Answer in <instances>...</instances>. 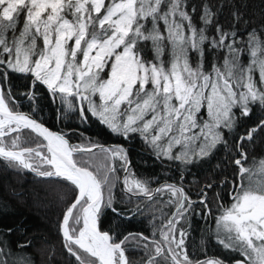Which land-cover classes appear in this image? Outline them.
<instances>
[{
	"label": "snow or ice",
	"instance_id": "obj_1",
	"mask_svg": "<svg viewBox=\"0 0 264 264\" xmlns=\"http://www.w3.org/2000/svg\"><path fill=\"white\" fill-rule=\"evenodd\" d=\"M231 6L238 22L243 13ZM219 9L203 0L197 22L189 0H0V160L71 189L70 203L61 196L67 206L58 230L75 264H264V156L250 161L245 147L257 137L264 142V25L243 38L218 22ZM219 51L222 60L206 67L207 55ZM17 76L23 91L14 93ZM40 88L59 102L62 116L84 123L95 117L116 136L139 138L155 159L178 170L227 150L235 130L231 163L238 179L230 203L217 193L214 215L207 196L213 183L193 200L180 182L183 173L173 183L137 176L123 145L72 144L33 115L44 99ZM18 97L29 100V112L20 110ZM254 113L258 118L246 125ZM141 198L161 203L160 214H152L149 235L126 233L125 224L144 213L138 203L129 207ZM196 204L213 217L216 242L239 259L190 256L189 231L181 225ZM167 207L174 211L165 218ZM30 246L14 251L0 238V264H35L23 252ZM136 250L144 258L132 262L127 253Z\"/></svg>",
	"mask_w": 264,
	"mask_h": 264
},
{
	"label": "trees",
	"instance_id": "obj_2",
	"mask_svg": "<svg viewBox=\"0 0 264 264\" xmlns=\"http://www.w3.org/2000/svg\"><path fill=\"white\" fill-rule=\"evenodd\" d=\"M202 2L203 0H189V5H196L198 9L193 16L194 21L198 22L199 6ZM209 3L214 5V10H218L221 4L224 5L222 9H219L218 22L226 30H231L235 26L243 38L247 37L253 27L259 28L264 25V0H209ZM233 4L243 13L242 19L238 22L232 15L235 10L231 6ZM244 4L247 5L246 8L241 7ZM245 21L248 23L246 24ZM214 31L213 28L210 34H213ZM223 56L222 51L208 54L206 67L211 64L214 58L222 60ZM242 60L245 64L248 63L247 54L242 57ZM23 84L22 78L19 76L14 78L12 80L13 92L23 91ZM39 91L44 94V99L40 101L39 108L33 115L48 127L67 133L72 144L112 143L110 146L123 145L130 149L132 169L137 176L158 178L160 183L165 181L173 183L179 181L178 172L183 173L185 179L180 182L183 183L185 190L193 200L200 198V192L205 183H213V187L207 191V196L212 202L214 215H218L216 212L217 193L225 205L230 203L235 187L233 181L238 179L234 175L236 169L231 163L233 157L236 156L231 147L232 137L236 134L235 130L229 135L227 150L221 148L205 162L187 169L181 167L178 170L172 162L162 163L155 159L139 138L125 140L116 136L110 133L107 127L95 117H90L88 122L84 123L74 116H62L58 111L59 102H50L43 88H40ZM18 99L22 98L18 97ZM29 103L28 99H22L21 109L29 111ZM257 118L258 113H254L250 119L245 118V124L250 126ZM243 131L244 128L241 127L240 132L243 133ZM23 135H35V133L23 130ZM245 147L250 161L255 157L264 156V142H261L260 137L256 138L254 144L249 143ZM82 155L83 158H88L90 154L83 153ZM90 163L95 164L96 161L90 160ZM122 173H119L121 180ZM155 185L158 184L152 183L151 187ZM116 191L118 194L122 192L119 184ZM61 196L66 198L67 203L71 202V189L66 183L54 178L38 177L29 170L9 168L3 160H0V238L10 241L14 251L17 244L31 241V246L23 249V252L30 253L35 259V264H75V258L66 253L62 236L58 230L63 211L67 206L66 202L61 200ZM166 198V196L163 198L158 196L156 200L162 201ZM125 203H128L127 199H125ZM137 203L144 209V213L126 223L124 231L126 233L143 232L145 235H149L153 228V223H150L152 214L155 213L158 216L162 204L156 201L148 202L141 198L140 200L133 199L129 207H133ZM202 209V205L196 204L193 208L194 214L181 225L189 231L186 246L190 256L194 259L215 256L221 259L227 258L229 262L233 258L239 259L240 256L237 253L225 250L216 242L215 221L211 216L201 215ZM173 211L172 207L164 208L165 218ZM154 223L159 225L158 220ZM9 228L12 229L11 234L5 235ZM127 254L132 262H138L144 258L142 250L130 251Z\"/></svg>",
	"mask_w": 264,
	"mask_h": 264
},
{
	"label": "water",
	"instance_id": "obj_3",
	"mask_svg": "<svg viewBox=\"0 0 264 264\" xmlns=\"http://www.w3.org/2000/svg\"><path fill=\"white\" fill-rule=\"evenodd\" d=\"M20 110L21 111H23V112H29V111H26V110H24V109H21L20 108ZM36 118V117H35ZM39 121V120H38ZM41 122V121H40ZM43 123V122H42ZM44 124V123H43ZM45 125V124H44ZM47 128H49L51 131H53V132H59V131H57V130H54V129H51L50 127H48L47 125H45ZM112 143H99V144H96V145H100V146H104V147H108V146H110ZM83 147H91L92 145H82ZM124 174L122 173V176H123ZM155 187H158V185H155L153 188H155ZM61 220H62V218H61Z\"/></svg>",
	"mask_w": 264,
	"mask_h": 264
}]
</instances>
